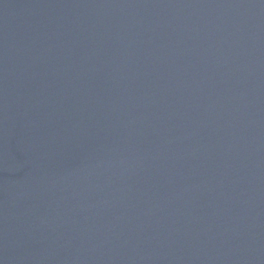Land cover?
<instances>
[{"label":"water","instance_id":"95a60500","mask_svg":"<svg viewBox=\"0 0 264 264\" xmlns=\"http://www.w3.org/2000/svg\"><path fill=\"white\" fill-rule=\"evenodd\" d=\"M0 264H264V0H0Z\"/></svg>","mask_w":264,"mask_h":264}]
</instances>
